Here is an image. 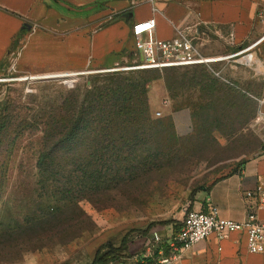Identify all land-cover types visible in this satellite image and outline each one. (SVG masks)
I'll use <instances>...</instances> for the list:
<instances>
[{
    "label": "rangeland",
    "instance_id": "1",
    "mask_svg": "<svg viewBox=\"0 0 264 264\" xmlns=\"http://www.w3.org/2000/svg\"><path fill=\"white\" fill-rule=\"evenodd\" d=\"M229 40L214 32L195 43L206 57H226L233 55ZM233 59L225 60L227 69ZM125 61L58 74L7 63L0 67V101L16 105L24 116L32 106L31 93L42 94L50 85L62 91L84 86L137 60ZM220 63L178 68L180 76H187L182 86L179 76L171 94L165 83L171 69L159 71L162 77L147 84L150 115L170 121L163 138L174 133L172 144L160 147L161 134L150 137L126 181L79 206L58 201L42 188L37 168L42 134L23 130L24 119L15 121L13 127L22 133L10 135L0 153V264H91L102 246L119 245L124 237L133 240L152 224L182 219L202 202L200 190L264 153V104L240 91L229 71L216 75ZM63 74L68 76H57ZM253 83L247 88L260 98L256 92L262 81Z\"/></svg>",
    "mask_w": 264,
    "mask_h": 264
},
{
    "label": "crops",
    "instance_id": "2",
    "mask_svg": "<svg viewBox=\"0 0 264 264\" xmlns=\"http://www.w3.org/2000/svg\"><path fill=\"white\" fill-rule=\"evenodd\" d=\"M143 7L146 13L140 12ZM150 18L156 19L154 36L158 39L176 38L177 29L229 38L232 54L244 52L232 57L230 69L225 67L227 59L217 62L221 64L219 76L229 71L244 94L258 100L264 97V0H157L155 6L146 0H0V65L76 73L130 59L142 61L144 55L135 50L132 28ZM248 54L253 60L246 64ZM254 80L262 81L256 92L260 98L247 88L254 87ZM263 181L264 153L250 158L232 175L212 182L209 189L200 190L202 202H196L193 209H206L211 202L222 217L235 221L245 220L253 209L264 221V206L250 208L255 202L246 198V192ZM182 220L152 224L146 234L129 243L133 256L112 264H154L158 250L167 247ZM155 236L162 241L156 242ZM173 264H264V253L249 252L243 233H231L225 239L213 234Z\"/></svg>",
    "mask_w": 264,
    "mask_h": 264
},
{
    "label": "trees",
    "instance_id": "3",
    "mask_svg": "<svg viewBox=\"0 0 264 264\" xmlns=\"http://www.w3.org/2000/svg\"><path fill=\"white\" fill-rule=\"evenodd\" d=\"M23 33L22 30L19 35ZM3 65L6 64L0 67ZM178 68L184 67L137 70L138 74L111 71L90 77L84 86L67 91L50 85L43 88L42 94L29 95L32 106L24 116L16 105L0 101V153L10 135L22 133L13 123L24 119L23 130L42 134L37 159L40 185L51 190L58 201L79 206L81 200L126 181L140 163L142 148L150 137L161 134L160 147L172 144L174 133L163 138L164 131L172 126L170 121L155 120L150 115L147 84L162 77L159 71L171 69L165 77L171 94L179 80ZM186 76H180L181 86ZM237 168L212 184L232 175ZM151 226L141 234H146ZM130 242L124 237L119 246H102L91 264L118 263L132 257Z\"/></svg>",
    "mask_w": 264,
    "mask_h": 264
},
{
    "label": "built area",
    "instance_id": "4",
    "mask_svg": "<svg viewBox=\"0 0 264 264\" xmlns=\"http://www.w3.org/2000/svg\"><path fill=\"white\" fill-rule=\"evenodd\" d=\"M155 6L157 0H146ZM157 12L156 7L153 8ZM156 19L150 18L135 23L132 28V38L137 53H143L144 59L135 62L121 70L165 69L171 67H188L194 65H208L235 57L244 51L230 56L206 57L195 40L199 38L198 31L191 29H177V37L158 39L154 36ZM253 57L246 55V64L251 63ZM111 69L108 71H116ZM216 75L219 72L214 71ZM264 104V97L259 100ZM158 116L160 112L156 113ZM246 198L255 202L250 208L264 206V181L255 190L247 191ZM243 233L247 239V249L251 253H264V221L255 210H251L246 219L235 221L221 216L218 206L209 202L206 209L189 210L185 213L179 230L174 233L165 248L158 250L159 258L154 264H173L182 258L185 251L216 235L219 239L229 237L231 233ZM156 242L161 238L155 236Z\"/></svg>",
    "mask_w": 264,
    "mask_h": 264
},
{
    "label": "water",
    "instance_id": "5",
    "mask_svg": "<svg viewBox=\"0 0 264 264\" xmlns=\"http://www.w3.org/2000/svg\"><path fill=\"white\" fill-rule=\"evenodd\" d=\"M57 76L64 77V76H68V75L67 74H63V75H57ZM57 76H51V77H57Z\"/></svg>",
    "mask_w": 264,
    "mask_h": 264
},
{
    "label": "bare ground",
    "instance_id": "6",
    "mask_svg": "<svg viewBox=\"0 0 264 264\" xmlns=\"http://www.w3.org/2000/svg\"><path fill=\"white\" fill-rule=\"evenodd\" d=\"M56 74H58V73H56ZM52 76H56V75H52ZM70 76V75H69ZM72 76V75H71Z\"/></svg>",
    "mask_w": 264,
    "mask_h": 264
}]
</instances>
